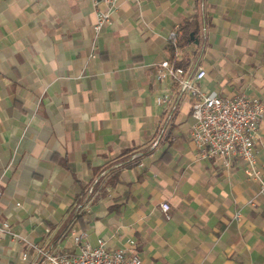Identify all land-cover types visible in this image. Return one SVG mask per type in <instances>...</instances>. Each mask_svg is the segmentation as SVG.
Segmentation results:
<instances>
[{
    "label": "crops",
    "instance_id": "obj_1",
    "mask_svg": "<svg viewBox=\"0 0 264 264\" xmlns=\"http://www.w3.org/2000/svg\"><path fill=\"white\" fill-rule=\"evenodd\" d=\"M193 18L206 38L178 62L206 92L264 102V0H121L97 34L92 0H0V220L23 238L0 234V264L77 253L79 232L133 238L142 264H264L258 184L238 157H197L189 96L170 120L155 103L169 35ZM255 147L264 165V119Z\"/></svg>",
    "mask_w": 264,
    "mask_h": 264
},
{
    "label": "built area",
    "instance_id": "obj_2",
    "mask_svg": "<svg viewBox=\"0 0 264 264\" xmlns=\"http://www.w3.org/2000/svg\"><path fill=\"white\" fill-rule=\"evenodd\" d=\"M120 2L121 0H92L96 10L93 26L96 34L105 24L111 22V16L119 9ZM100 4L105 8L99 9ZM176 31L177 29L168 38L174 44ZM207 31L208 26L202 18L199 31L191 32L188 42L200 46ZM91 56H95L94 50ZM176 61V54L174 59L162 60L155 75L160 82L166 78L170 82L169 88L155 95V103L162 108L164 118L170 120L181 99L189 96L191 117L194 119L191 139L197 157L203 160L219 158L226 168H230L233 159L238 157L243 162L246 177L258 184L257 194L264 197V165L259 164L255 147L259 127L264 119V102L244 93L220 96L214 92H206L201 88L206 71L201 66H180ZM253 201L251 199L250 203ZM160 207L168 218L169 204L163 202ZM235 214L239 216V212ZM0 234L9 235L13 244L23 240L6 220H0ZM73 240L78 248L77 253H46L45 260L49 264H142L133 238L126 239L128 246L116 249H110L102 238L95 242L88 241L84 232L74 233ZM22 257L26 258L27 253L23 252Z\"/></svg>",
    "mask_w": 264,
    "mask_h": 264
},
{
    "label": "trees",
    "instance_id": "obj_3",
    "mask_svg": "<svg viewBox=\"0 0 264 264\" xmlns=\"http://www.w3.org/2000/svg\"><path fill=\"white\" fill-rule=\"evenodd\" d=\"M198 22L195 18L193 19H186L184 20L180 26H178L176 31V37H175V44L172 41H169L167 48L169 49V52L171 54V58H175V52L177 48H182L187 45V41L189 40V35L191 32L197 33L198 32ZM187 62L185 60H180V62L176 61L177 65L184 66ZM75 214V215H74ZM74 214H72L73 217L76 218V220L81 224V228H85V223L83 224V218L82 214H77V211H74Z\"/></svg>",
    "mask_w": 264,
    "mask_h": 264
}]
</instances>
